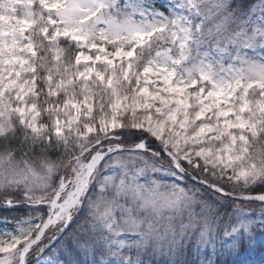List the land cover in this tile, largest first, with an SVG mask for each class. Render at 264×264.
Wrapping results in <instances>:
<instances>
[{
    "label": "snow or ice",
    "instance_id": "snow-or-ice-1",
    "mask_svg": "<svg viewBox=\"0 0 264 264\" xmlns=\"http://www.w3.org/2000/svg\"><path fill=\"white\" fill-rule=\"evenodd\" d=\"M257 235L264 0H0V264H229Z\"/></svg>",
    "mask_w": 264,
    "mask_h": 264
},
{
    "label": "rangeland",
    "instance_id": "rangeland-1",
    "mask_svg": "<svg viewBox=\"0 0 264 264\" xmlns=\"http://www.w3.org/2000/svg\"><path fill=\"white\" fill-rule=\"evenodd\" d=\"M225 258L229 264H264V235L256 236L255 244L251 249L245 248L239 254L233 253Z\"/></svg>",
    "mask_w": 264,
    "mask_h": 264
}]
</instances>
